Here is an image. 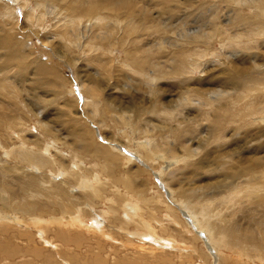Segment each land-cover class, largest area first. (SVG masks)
I'll return each mask as SVG.
<instances>
[{"label": "rangeland", "instance_id": "374dc122", "mask_svg": "<svg viewBox=\"0 0 264 264\" xmlns=\"http://www.w3.org/2000/svg\"><path fill=\"white\" fill-rule=\"evenodd\" d=\"M9 1L0 0V36H12L15 40L11 42L18 44L19 48L15 53L0 47V76L8 75L13 92L20 101V109L24 104L28 112L25 115L27 123L21 126V130L17 125L18 130L13 128L10 135L6 131L1 133L0 145L9 150L15 146L18 148L23 142L26 147L32 145L48 149L52 155H61L63 164H70L69 171L74 169L73 155L78 154L76 159L83 162L82 171L89 174L91 181L127 176L129 190L119 182L121 192H127L133 198L141 195L145 199L142 204L143 224H150L156 231L149 232L147 238L145 235L148 232L145 234L140 225L129 224L124 229L117 228L114 234L107 232L103 236L92 229H86L87 232L81 229L80 232L73 227L69 229V239L65 236L63 241L55 236V228L44 233L32 223H27L35 215L15 211L14 203L20 198L14 194L11 203L0 200V215L5 214L11 220L7 225L0 222V245L8 244L14 249L11 255H6L4 249L0 252V264H262L259 257L242 254L245 249H251L244 243L225 247H219L217 242L210 245L208 235L190 224L177 201L187 202L184 197L189 200L194 195L199 197V201H204L212 196L208 199L213 201L212 208L216 213L212 222L235 223L239 230L248 228V231L263 236L264 229L255 224V220L261 219V214L252 210L254 206L256 209L252 200L254 195L247 190H235V186L243 183L249 170L256 166V161H261L260 166L264 165V113L259 109L242 122L239 119L230 122L226 113L254 103L255 96L241 84V77L242 72L250 70L253 62L259 63L263 59L264 45H256L245 52L233 42V50L227 45L222 52L216 42L207 50L208 54L201 52V65L193 74H185L188 76L184 84L176 80L178 77L166 75L149 85L121 65L126 51L131 50L128 52L131 53L150 48L148 42L154 37L147 36L148 31L126 34L123 21L109 15L108 20L103 22L106 28L102 25V28L88 32L93 38L92 47L97 50L84 47L78 51L70 48L67 39L62 38L61 32L68 34L70 26L66 24L69 19L64 18V13L55 10L40 23L31 24L25 7ZM131 1V9L137 11V24L148 26L167 17V13L162 15L160 0ZM218 5L219 18L215 19L220 24L227 10L222 7L223 4ZM12 9H15L14 14ZM178 16L177 10L172 21H177ZM207 20V12L203 10L185 19L194 27ZM62 24L67 26L64 30ZM111 26L114 28L110 38L113 46L102 51L98 37L106 36ZM199 29L202 31L204 27ZM174 30L179 33L181 25ZM196 41L198 48H203V39L196 38ZM79 43H84V39H79ZM6 62L13 64L12 68ZM171 69L164 71L170 72ZM5 70H8L7 73ZM184 89L192 95L189 103L182 101ZM87 92L96 99L98 97L106 114H112L108 115L109 118L106 115L105 122L88 104ZM2 101L7 102L8 99L0 96ZM10 103L13 105L14 101ZM11 105L9 112L12 114L17 110ZM153 106L160 107L165 113L157 112L158 116L155 115ZM0 110L5 111L1 106ZM124 117L131 118L132 127L117 122ZM149 143L155 145L156 150L153 159L147 161L137 154V149L140 144ZM56 149L61 154H57ZM100 149L106 150L110 159ZM166 151L177 158L176 163L164 157ZM1 152L0 149V162L4 166L13 165L14 160ZM25 166L28 172L30 167ZM32 168L31 173L40 174L35 167ZM42 173L43 179L49 183H60L63 176L52 166L43 169ZM16 174L12 170L10 175L15 177L6 176L5 179L14 184L19 178ZM18 175L22 173L18 171ZM66 180H72V177ZM73 182L67 183L71 194H81L82 187ZM169 190H172L171 198ZM109 194L102 206H96L95 212L100 213L109 199L117 196L112 189ZM7 195V191L0 192V198ZM227 197L230 198L226 200ZM123 203L128 210L130 202L125 200ZM36 211L38 213L40 209ZM14 216L18 218L15 221L12 219ZM55 217L61 220V214ZM151 217L159 220L154 218L152 221ZM88 218L96 220L92 215ZM104 218L107 220V215ZM160 220L163 227L158 222ZM22 233H29L30 237H20ZM65 233L64 230L63 235ZM35 249H39L41 255H36Z\"/></svg>", "mask_w": 264, "mask_h": 264}, {"label": "bare ground", "instance_id": "6f19581e", "mask_svg": "<svg viewBox=\"0 0 264 264\" xmlns=\"http://www.w3.org/2000/svg\"><path fill=\"white\" fill-rule=\"evenodd\" d=\"M212 1L213 0H160L163 11L162 15L167 13V17L161 22H152V24L148 26L136 23L135 15L137 14V11L131 9V0H10L9 3L25 7L28 18H31V24L33 22L40 23V21L44 20V17L47 14L53 13L55 10L60 14L64 13V18L69 19L66 24L70 26H68V34L61 32L63 35L62 38L67 39V43L69 44L70 48L78 51L84 47L88 49L92 48L91 51L97 50V48L95 49V47H92L94 45L93 41H91L93 38H91V35L88 32H91V30L96 28H102V25L104 28H106V25H104L103 22L106 19L108 20L109 15L123 21L126 28V31L124 32L126 34L142 30L148 31L147 36L154 37L152 41L148 42L150 48L146 47L142 50H136L131 53H128L131 50L126 51V56L123 58V60H121V65L125 66L126 69H129L138 75L139 78H142L145 82L149 83V85H153L156 83V81H159V79L165 78L168 75L178 77L176 80H179V82L184 84V82L187 80L185 78L188 76L185 74H193L194 71L201 65V61L199 60L201 52L203 51L206 54L207 50L212 46H215L214 44H216V42H218L220 45V51H222V49L224 50V47L226 48L227 45L228 47H231L233 42L237 47L238 45L241 46L240 49H245V52H248V50L254 48L256 45L257 47L262 44L264 45V0H214L213 3ZM218 3H220V5L223 4L222 7L227 10L224 18H220V24L216 22L215 19L217 17L219 18V16H217V7H219ZM170 4H173V6H170ZM14 10L15 9H12V14H14ZM177 10L180 16H178L177 21L173 22L172 18L174 17ZM202 10L207 12L208 17V20L203 24L194 27L193 24H189L187 21H185L188 15H192ZM172 14L174 15L172 16ZM156 16L159 15L157 14ZM182 20L184 22H182ZM179 24L181 25V31L178 33L174 29H177ZM66 27L67 26L63 25V30ZM200 27H204V30L201 31L199 29ZM113 31L114 28L111 26V29L107 32L106 36L98 37V41L101 44L100 49L102 51H105L109 47L113 46V42L111 43L110 40ZM85 34L87 35L85 36ZM200 37L203 39V48H198V41H196V38ZM79 39H84V43H79ZM11 40L15 39H13V37L10 35L4 34L0 36V47L6 48L12 52L15 51V53H17L19 45L13 44ZM105 46H107V48H105ZM6 64L11 68L13 66V64L8 62H6ZM166 69L171 70L170 72H166L164 71ZM7 71L8 70H5L4 72L7 73ZM8 79L9 77L7 74H2V76H0V96H5L8 99L7 102H0V106L3 108V110L7 111V113H4L5 111L0 110V135L4 131L10 135V132H12L13 128L18 130L17 125H19V130H21V126H24L27 123L25 115L26 111L28 112V108L25 109L26 106L22 104L20 109V101H18L16 95L14 94L12 84ZM241 80V84L246 87L247 91L253 92L255 96L254 103L251 102V105L249 106L240 107L226 113L230 122L238 121V119L242 122L245 120V118L247 120V116L255 111H258L259 109L264 113V57L259 61V63L253 62V65L248 72H242ZM89 94L91 93H88L87 95L88 104L91 105L92 109L96 111V114L102 117L105 122L106 115L108 116L110 114H106L105 110L101 107V102L97 100L98 97L96 99ZM183 94L184 95L182 97L184 98L182 101L189 103L192 99L190 91L185 90L183 91ZM13 101L14 103L11 105L10 102ZM10 105L19 112L13 111L11 114L9 112ZM152 108L153 112H155V115L157 116L159 114H157V112L165 113V111L160 109V107L157 108L153 106ZM124 118L118 119L117 122L121 124L126 123L128 126L132 127V123L130 121L131 118ZM18 134L20 135L19 131ZM24 136L22 137L21 135L22 138H24ZM30 146L31 147H26L22 142L18 148L16 146L13 148L8 146L10 149L5 150L4 147L6 148V146L2 147L0 145V149L2 151L1 154L6 155L7 157L10 156L11 159L14 160V163H12L13 165L9 166H4L0 162V192L7 191L8 193L7 196H2L0 200H2L4 203H11L10 199L12 196L15 197L14 194H17L16 197L19 196L20 199L14 203L16 206L15 208H17L15 211H21L22 213L28 215H35L30 217L27 223H32V226L38 227L44 231V233H46L48 229L53 230L55 228L53 231L56 235H54L61 237L63 241L65 240V236L69 239L70 236L68 232L71 231L69 229L73 227H75V229L77 228V230L80 232L81 229H92L103 236L107 232L114 234L115 231H118L117 228L124 229L129 224L140 225L144 229L145 234L146 231L148 232L145 235L147 238H149V232L156 231L155 227H152L150 224H143L144 216H142V211L144 210H142V204L145 203V199L141 195H139V197L135 196V198H133V196H129L127 192L124 194L121 192L120 187L118 186L119 182H121L122 185L124 184V188L129 190L130 182H128V179L126 178L127 176H125V178L124 176L120 178L111 176V181L108 178L105 181L102 178H99L96 181H91L92 179L88 177L89 174L82 171L83 162H79L76 159L78 154L76 156H74L75 154L73 155L74 158H72V160L74 161V169L69 171L70 164H63L61 162V155L57 157L56 155H52L48 149L44 150L41 147H32V145ZM100 147L101 146H99V148ZM100 150L102 153L106 151H102V149ZM155 150V145L151 143L144 145L140 144V147L137 149V154L144 160H152ZM55 152L57 154H61V151L58 149H56ZM168 153L169 152L166 151L164 153V157L168 159L170 158L171 161L174 160L176 163L177 158ZM104 154H106V152ZM105 156L107 157V154ZM3 163H5V161ZM25 165L30 167L28 172L25 169ZM260 165L261 161H256V166L251 168L248 173L246 172V178H244L243 183H239L236 186L234 184V186L235 190H247L249 194L254 195V199L252 198V200H254L256 203V209H254V206L252 210H254L256 214H261V219L255 220V224H258V226L264 229V223L262 222V219H264V165ZM51 166L54 167L55 171H61L63 173L60 183H49L47 180L43 179V169H50ZM32 167H35V169L38 170V173L40 174L36 175L37 173L35 174V172L31 173L33 169ZM12 170L16 171V175L19 177L16 178V183L14 184L11 182L9 183L8 180L5 179L6 176H14L10 175ZM18 171H20L22 175H18ZM69 177H72V180H66ZM73 180H75V182H73ZM72 182L75 185H80L82 187L83 191L80 192L81 194H71V190L69 188L70 185L67 183L72 184ZM166 183H168V181ZM110 188L117 193V196H115L114 199H109L108 204L103 207V210L100 213L95 212L94 209H96V206H102L104 203L103 201L106 200L108 195H110ZM235 190L232 192L234 193ZM171 194L172 190H169L168 195H170V198L172 196ZM183 197H181V199ZM184 198H186L187 202H184V199H182L184 200L182 202L177 201L181 207L180 210L184 212V215L188 221H190V224L196 228V230L198 229V231H203L208 235L207 238L210 245H212L213 242H217L219 247H225L229 244L233 245L244 243L251 246V249L247 246L249 249H244L248 252L245 251V253L242 254L247 257L250 255H254L256 258L259 257L260 262L262 261V264H264V234L263 236L258 234V236L255 232L251 230L248 231V228L239 230L235 223L232 225H227L212 222V218L216 214L212 208L213 201L208 200L211 199L212 196L211 198L208 197V199L204 201L201 199L202 202L197 199L199 197L196 195L189 198V200H187L188 197ZM228 198L230 197H227L226 200ZM125 200L130 202V207L128 210L125 209L126 205L123 203ZM47 208L54 209L52 211L44 210ZM37 209H40L38 213L36 211ZM56 214H61V220L55 219ZM91 215L95 217L96 220L89 219L88 217ZM105 215L108 217L107 220L104 218ZM154 218L158 219L156 217ZM154 218H152V221ZM12 219L15 221V219L18 218L14 216ZM9 221L11 220H8L7 215H0V222H3V224L7 225V222ZM106 221L107 224L105 223ZM90 222H93L92 225L89 224ZM158 222H160L162 227L164 226L161 220ZM64 230L66 231L65 235H63ZM87 230L85 232H87ZM21 236L30 237V234L22 233L20 237ZM134 236L139 238L137 235ZM219 236L220 239H218ZM155 237H157L156 234ZM207 244L208 243H206V245ZM3 249L5 250L6 255H11L14 252V249L8 244L0 245V252ZM40 253L41 252L39 249L35 251L36 255H41ZM239 253L240 252H238V254Z\"/></svg>", "mask_w": 264, "mask_h": 264}]
</instances>
